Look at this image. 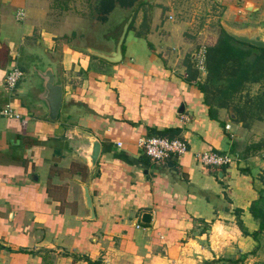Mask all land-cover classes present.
<instances>
[{"label":"crops","instance_id":"1","mask_svg":"<svg viewBox=\"0 0 264 264\" xmlns=\"http://www.w3.org/2000/svg\"><path fill=\"white\" fill-rule=\"evenodd\" d=\"M191 1L182 9L179 32L177 23L164 25L162 4L137 0L122 59L109 62L75 46L55 52L49 31L8 22L11 8L15 16L25 11V0H0V106L10 104L20 114L0 118V264H201L218 258L214 264H245L257 241L238 221L249 233L258 228L250 207L264 187L256 160L264 157V139L252 143L264 138L254 133L264 120L243 126L232 108L212 106L211 112L199 88L205 66L199 71L196 55L217 42L223 24L264 37V0ZM168 19H174L170 11ZM230 43L247 61L263 51ZM34 45L43 46L47 62L29 50ZM38 64L52 65L63 87L54 120L37 96ZM12 67L24 74L9 88L5 75ZM188 71H197L195 78L188 79ZM261 85L264 76L232 99L210 93V101L249 100ZM168 128L187 140L188 150L153 161L138 140ZM248 135L252 141H245ZM92 137L101 150L90 171L81 151ZM208 149L237 160L203 166L197 156ZM145 212L148 223L141 220Z\"/></svg>","mask_w":264,"mask_h":264},{"label":"rangeland","instance_id":"2","mask_svg":"<svg viewBox=\"0 0 264 264\" xmlns=\"http://www.w3.org/2000/svg\"><path fill=\"white\" fill-rule=\"evenodd\" d=\"M97 1L98 0H25L24 19L18 20L16 18L15 8L10 9L9 14L7 15V19L8 22L14 26L26 24V26L30 28L31 25H34L38 30L44 29L52 33L54 35L52 39L55 52L57 50H60L61 47L67 45L75 46L76 48H85L90 46L103 50H111V43H109L108 37L106 35L110 31H112V21H114L113 18H115V15L118 13H115L112 17L110 16V14V18L105 22L100 21L99 19H97L96 11L94 10V6ZM144 1L148 2L149 0ZM155 2L163 5L162 14L165 22L164 25L166 26L171 23H177L179 32L183 31L184 26L180 18V16H182L183 14L182 9H186L192 1L155 0ZM151 6L148 3V6L146 8L148 9V7ZM247 10L249 11L251 9ZM169 11L174 16L173 20L168 19ZM145 13L146 20L148 17L146 10ZM140 15L141 14L136 15V17H140ZM262 22L264 23V19L262 20ZM36 33L39 32H33L32 37L35 36ZM29 50L33 52L34 55L40 57L43 63H45V61L47 62L50 59L49 55L42 45H34ZM258 61L264 64V56L259 58ZM256 124L258 125L254 129V133L257 132L255 136L264 137V124ZM248 136H245V141H252L253 137ZM261 139L263 140L264 138H260L258 142H254L252 144L262 143L260 142ZM259 152H264V146L261 147ZM261 158L264 157L259 155L256 160L259 164L258 168L262 171V173H264V165H262L263 161L261 160ZM262 173H259L258 175L264 177ZM257 242L258 246H256V249L254 251H250L249 256L247 255V253L244 255L243 262H245V264H264V230L258 234ZM248 258L250 259L249 261Z\"/></svg>","mask_w":264,"mask_h":264},{"label":"trees","instance_id":"3","mask_svg":"<svg viewBox=\"0 0 264 264\" xmlns=\"http://www.w3.org/2000/svg\"><path fill=\"white\" fill-rule=\"evenodd\" d=\"M137 0H98L94 6L96 17L102 22L107 21L109 14L118 6L119 8L127 9L131 7ZM136 12V11H135ZM134 17V16H133ZM123 20V23L125 22ZM118 26L121 30L122 25ZM133 19L130 22L128 29L132 27ZM119 36V35H118ZM118 36L116 38H118ZM230 41H238L228 35L223 27L220 28L217 42L214 45L206 46L204 66L206 70V79L199 83V88L205 94V103L209 105L211 112L212 106L232 108L235 114L234 120L242 122L243 126H249L254 119L264 120V88L260 86V90L249 100L245 101H210L211 93L214 96L223 98H233L241 94L248 82H258L264 76V64L258 59L264 56L263 51L258 54L254 60L247 61L243 58L241 52H237ZM124 42V41H123ZM242 43V42H241ZM123 43L121 45V48ZM190 68V66H189ZM196 72L188 71V79L195 78ZM212 95V97H214ZM153 135L175 137L177 130L173 128L156 130ZM223 168V167H220ZM251 214L258 222V228L255 231L248 232L247 228L239 220V227L243 234H250L258 241V234L264 230V187L259 191L258 197L252 202ZM258 243V242H257ZM258 246V245H257ZM256 247L252 250L254 251ZM220 258L203 261L201 264H214Z\"/></svg>","mask_w":264,"mask_h":264},{"label":"water","instance_id":"4","mask_svg":"<svg viewBox=\"0 0 264 264\" xmlns=\"http://www.w3.org/2000/svg\"><path fill=\"white\" fill-rule=\"evenodd\" d=\"M138 2L136 1L131 7H129L127 10L123 8H119L118 6L109 14L111 17L115 14L114 21H112L114 29L115 23H118L127 17L125 22L122 25L121 32L116 39L109 38V43H111V50H103L98 49L95 47H85L82 48L84 51L100 57L102 59H105L109 62H119L122 59V50L121 45L124 41L125 35L127 33L128 26L133 18V15L135 13V8L137 7ZM249 8V6H247ZM110 17L108 16V19ZM107 19V20H108ZM223 29L226 31L228 35L233 37L234 39L249 43L251 45L262 47L264 48V37L260 35L259 33L255 34H248L246 32L237 31L233 28H230L227 25H222ZM33 71L36 73V75L40 78V88L41 93L38 92L37 96L40 101L44 104L46 111H47V117L49 119H56L62 104V97H63V87L60 83L56 82L55 78V71L52 65H40L39 67L34 66ZM90 146L87 151H81V155L86 160L87 165L89 166L90 171L93 170L100 154L101 150V142L98 138L92 137L89 139ZM221 175V172L219 173ZM82 195H83V202L85 204V207L88 209L91 217H94V208L92 204V199L89 193V189L87 185H82ZM150 213H143L141 220L145 223L150 222Z\"/></svg>","mask_w":264,"mask_h":264},{"label":"built area","instance_id":"5","mask_svg":"<svg viewBox=\"0 0 264 264\" xmlns=\"http://www.w3.org/2000/svg\"><path fill=\"white\" fill-rule=\"evenodd\" d=\"M24 9H19L16 12V18L18 20L24 19ZM197 67L202 70L204 68L205 49L201 48L196 55ZM23 71L18 67H12L5 75V83L7 87L14 88L17 82L22 78ZM20 114L10 104L0 106V118L14 117L18 118ZM229 125L226 124V128ZM121 145L120 142L117 143ZM138 145L151 160L153 161H165L171 156L180 157L188 150V143L185 138L175 136H157L150 135L139 138ZM198 161L203 166H210L215 168L227 167L237 160L235 155L228 152H219L211 149L202 151L198 154Z\"/></svg>","mask_w":264,"mask_h":264},{"label":"flooded vegetation","instance_id":"6","mask_svg":"<svg viewBox=\"0 0 264 264\" xmlns=\"http://www.w3.org/2000/svg\"><path fill=\"white\" fill-rule=\"evenodd\" d=\"M119 33H120V29L119 28H116L115 31H110L106 36L107 37L113 36V37L116 38L119 35Z\"/></svg>","mask_w":264,"mask_h":264}]
</instances>
